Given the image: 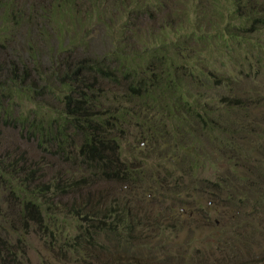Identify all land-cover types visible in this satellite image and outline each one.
Returning a JSON list of instances; mask_svg holds the SVG:
<instances>
[{
    "label": "trees",
    "instance_id": "obj_1",
    "mask_svg": "<svg viewBox=\"0 0 264 264\" xmlns=\"http://www.w3.org/2000/svg\"><path fill=\"white\" fill-rule=\"evenodd\" d=\"M263 37L264 0H0V264H30L34 233L75 264H186L165 247L178 227L166 208L112 185L161 176L141 169L146 146L191 174L264 135L249 118L264 93L234 91L245 66L264 73ZM153 185L161 204L175 198Z\"/></svg>",
    "mask_w": 264,
    "mask_h": 264
},
{
    "label": "rangeland",
    "instance_id": "obj_2",
    "mask_svg": "<svg viewBox=\"0 0 264 264\" xmlns=\"http://www.w3.org/2000/svg\"><path fill=\"white\" fill-rule=\"evenodd\" d=\"M25 29L27 25L24 26ZM28 30L29 38H34L31 43H37L38 46L41 38L35 35L31 27L26 31ZM16 32L17 30L9 29L5 30L3 35L12 39L16 36L23 46H27L28 41L25 37ZM100 32L101 30L96 38L91 37L90 41H99L98 44L101 45L100 38L103 35ZM54 39L50 44L57 46L59 43ZM262 40L264 41V37ZM3 42L9 44L6 39ZM103 49L104 46L100 49V55ZM83 51L85 50L81 49L78 52ZM225 69L239 73L241 65L230 64ZM244 71H249L243 76L246 82L237 86L234 91L242 94L243 90L250 89L251 92L255 87L264 93V73L260 71L257 73V70H252L249 65L245 66ZM249 118L256 121L259 118L264 124V115H253ZM169 142L167 139L166 144ZM236 142L245 146V152L230 153L224 159L217 153L214 157L201 161L191 174L181 170L171 174L169 169L165 168H175L170 164L169 157L160 156L156 154L157 151L146 146L143 149L150 151L151 154L141 157L142 162L145 161L141 163V169L144 172H147L149 167L155 172L160 170L161 176L156 173H152L154 178L146 176L148 185L145 182V187L132 185H112V187L122 189L126 198L134 201L137 206L140 201L139 208L142 207L143 202L147 206V211L154 209L159 212L162 211L161 207L166 208V214L175 218L178 227L168 230L163 237L164 244L182 262L199 264L198 258L204 257L205 262L210 264H264L262 262L264 260V135L250 133L248 136H240ZM154 181L157 185L162 184L157 187V191L162 189L168 194L169 190H172L175 198L166 199L165 204L156 200V194L153 193ZM224 186H229L231 189L235 186L249 188L243 194L249 199L245 200L244 197L234 199L229 197L227 192L221 195ZM110 189L111 185H108V188L103 190ZM167 197L171 196L167 195ZM39 237L40 234L34 233L31 238L28 251L30 264H75L77 255L72 257L74 261L72 262L69 260V253H58L56 251L58 247H49ZM152 244L156 245L157 240L153 238ZM184 258L189 260H183Z\"/></svg>",
    "mask_w": 264,
    "mask_h": 264
}]
</instances>
